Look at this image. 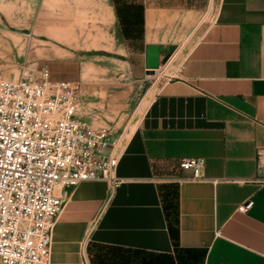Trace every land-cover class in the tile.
<instances>
[{
  "label": "crops",
  "instance_id": "0c3cea01",
  "mask_svg": "<svg viewBox=\"0 0 264 264\" xmlns=\"http://www.w3.org/2000/svg\"><path fill=\"white\" fill-rule=\"evenodd\" d=\"M204 26L126 136L120 183L57 189L51 264H264V0H219Z\"/></svg>",
  "mask_w": 264,
  "mask_h": 264
},
{
  "label": "rangeland",
  "instance_id": "374dc122",
  "mask_svg": "<svg viewBox=\"0 0 264 264\" xmlns=\"http://www.w3.org/2000/svg\"><path fill=\"white\" fill-rule=\"evenodd\" d=\"M219 0H0V78L82 85L78 117L116 136L136 125L160 85L210 22ZM146 17L141 18L142 8ZM200 24L203 26L197 32ZM170 46L159 70L146 45Z\"/></svg>",
  "mask_w": 264,
  "mask_h": 264
},
{
  "label": "built area",
  "instance_id": "2783aa9c",
  "mask_svg": "<svg viewBox=\"0 0 264 264\" xmlns=\"http://www.w3.org/2000/svg\"><path fill=\"white\" fill-rule=\"evenodd\" d=\"M81 92L79 82L53 80L46 67L36 77L0 78V264L52 263L54 229L65 206L57 189L120 183L116 171L127 134L82 121ZM205 165L202 157L180 161L191 181L203 179Z\"/></svg>",
  "mask_w": 264,
  "mask_h": 264
},
{
  "label": "water",
  "instance_id": "95a60500",
  "mask_svg": "<svg viewBox=\"0 0 264 264\" xmlns=\"http://www.w3.org/2000/svg\"><path fill=\"white\" fill-rule=\"evenodd\" d=\"M174 47H166L156 43H149L146 45V69L148 71H154L161 66V53L165 52L164 61L170 58V49Z\"/></svg>",
  "mask_w": 264,
  "mask_h": 264
},
{
  "label": "bare ground",
  "instance_id": "6f19581e",
  "mask_svg": "<svg viewBox=\"0 0 264 264\" xmlns=\"http://www.w3.org/2000/svg\"><path fill=\"white\" fill-rule=\"evenodd\" d=\"M155 70H157V71H158L159 69H155Z\"/></svg>",
  "mask_w": 264,
  "mask_h": 264
}]
</instances>
